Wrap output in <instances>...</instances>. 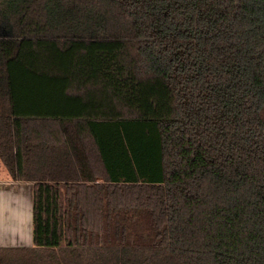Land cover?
<instances>
[{
    "label": "trees",
    "instance_id": "trees-1",
    "mask_svg": "<svg viewBox=\"0 0 264 264\" xmlns=\"http://www.w3.org/2000/svg\"><path fill=\"white\" fill-rule=\"evenodd\" d=\"M0 96V264H264V0H0Z\"/></svg>",
    "mask_w": 264,
    "mask_h": 264
},
{
    "label": "crops",
    "instance_id": "crops-1",
    "mask_svg": "<svg viewBox=\"0 0 264 264\" xmlns=\"http://www.w3.org/2000/svg\"><path fill=\"white\" fill-rule=\"evenodd\" d=\"M31 246L33 184L14 181L0 160V247Z\"/></svg>",
    "mask_w": 264,
    "mask_h": 264
}]
</instances>
